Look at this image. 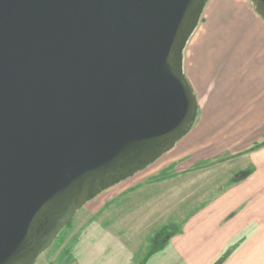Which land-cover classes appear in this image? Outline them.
Returning <instances> with one entry per match:
<instances>
[{
  "label": "water",
  "instance_id": "water-1",
  "mask_svg": "<svg viewBox=\"0 0 264 264\" xmlns=\"http://www.w3.org/2000/svg\"><path fill=\"white\" fill-rule=\"evenodd\" d=\"M207 2L0 0V264H36L192 130L183 59Z\"/></svg>",
  "mask_w": 264,
  "mask_h": 264
},
{
  "label": "crops",
  "instance_id": "crops-1",
  "mask_svg": "<svg viewBox=\"0 0 264 264\" xmlns=\"http://www.w3.org/2000/svg\"><path fill=\"white\" fill-rule=\"evenodd\" d=\"M254 7L251 0H208L183 59L198 101L194 127L153 164L88 204L101 214L121 196L133 198L154 184L176 197L174 203L182 201L176 208L177 231L167 236L152 264H215L238 240L221 264H264V146L248 151L264 140V19ZM250 169L246 178L234 181ZM163 193L158 195L166 198ZM90 224L88 231H95V217L83 230ZM104 228L108 234L103 236H123L111 225ZM116 236L109 248L116 245ZM104 244L93 245L95 254L84 248L83 263L89 262L88 255L103 262Z\"/></svg>",
  "mask_w": 264,
  "mask_h": 264
},
{
  "label": "rangeland",
  "instance_id": "rangeland-1",
  "mask_svg": "<svg viewBox=\"0 0 264 264\" xmlns=\"http://www.w3.org/2000/svg\"><path fill=\"white\" fill-rule=\"evenodd\" d=\"M231 168L234 169L235 167ZM170 184L168 187L169 192L173 190V184ZM161 186L162 184H154L145 187L141 192L133 194V198H128L130 195L127 197L121 196L108 207L109 209L104 210L101 214H95L89 209L90 205L88 204L93 202L92 200L89 201L85 205L86 207L83 206L79 209L71 221L72 225L66 230L68 234L66 239L59 244H57L58 241H55L49 249L36 259V264H152L151 259L154 255L163 251L162 244L169 234L164 232H172L179 226V223H176V208L180 204L183 205L182 201L174 203L176 197L174 198L171 193L166 196L167 194L162 191H157L159 190L157 188ZM159 193H163L166 198L160 197ZM186 203L188 206V201ZM116 206H120L122 209L119 211L113 210L112 208ZM129 208L133 209L129 211ZM94 217L95 224H98L95 227L96 230L93 232L92 230L88 231V229H92L91 224L83 230V227L89 221H92ZM109 225L112 226V229H116V233L123 235L122 238L119 239V236L111 231L113 233L112 237L110 235L103 236L108 234L107 229L104 227ZM115 236L117 237L116 245L109 248L108 243ZM77 237L80 242L86 238V242L81 245L79 242L77 245ZM103 244L106 245L104 248L106 252L108 253L111 250L112 254L107 256L106 253L103 262L99 261L98 257L93 262L92 255H88L89 257L85 256V258L88 257L89 262L83 263L81 256L84 248L86 250V247H90L87 253L91 250V254H95L92 248L93 245ZM69 245L72 246V252L64 255V248ZM113 247L115 248L114 252L112 251ZM130 254L132 256L131 260Z\"/></svg>",
  "mask_w": 264,
  "mask_h": 264
},
{
  "label": "trees",
  "instance_id": "trees-1",
  "mask_svg": "<svg viewBox=\"0 0 264 264\" xmlns=\"http://www.w3.org/2000/svg\"><path fill=\"white\" fill-rule=\"evenodd\" d=\"M264 146V140H261L257 143L254 144V146H252L248 151H252V150H255V149H258L260 147H263ZM251 173V169L250 170H244V171H241L237 174V176L234 178V181L238 182V181H241L243 178H246L249 174ZM72 225V222L70 221L69 224H67V226L61 231V233H59L58 237H57V240H55L57 242V244L59 243H62L66 237H67V232L66 230L69 228V226ZM177 231V230H175ZM164 233H169L170 235H172L174 232H164ZM74 242V241H73ZM72 242V243H73ZM239 243H240V240L230 244L228 246V248L224 251V253L222 254V256L218 259V261H216L215 264H221L223 263L225 260H227V258L233 253V251L239 246ZM65 250L63 251V254L64 255H68V254H71L72 252V246H67L66 248H64Z\"/></svg>",
  "mask_w": 264,
  "mask_h": 264
},
{
  "label": "flooded vegetation",
  "instance_id": "flooded-vegetation-1",
  "mask_svg": "<svg viewBox=\"0 0 264 264\" xmlns=\"http://www.w3.org/2000/svg\"><path fill=\"white\" fill-rule=\"evenodd\" d=\"M166 235H167V234H166ZM168 235H170V234H168ZM168 235H167V236H168Z\"/></svg>",
  "mask_w": 264,
  "mask_h": 264
}]
</instances>
